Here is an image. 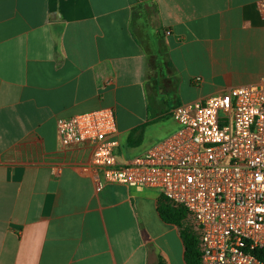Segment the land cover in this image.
<instances>
[{
    "label": "crops",
    "instance_id": "obj_1",
    "mask_svg": "<svg viewBox=\"0 0 264 264\" xmlns=\"http://www.w3.org/2000/svg\"><path fill=\"white\" fill-rule=\"evenodd\" d=\"M262 80L264 0H0V264H186L161 195L100 186L58 121L113 109L125 163L174 108Z\"/></svg>",
    "mask_w": 264,
    "mask_h": 264
},
{
    "label": "built area",
    "instance_id": "obj_2",
    "mask_svg": "<svg viewBox=\"0 0 264 264\" xmlns=\"http://www.w3.org/2000/svg\"><path fill=\"white\" fill-rule=\"evenodd\" d=\"M179 128L143 155L114 154L113 109L58 121L63 146L88 143L102 182L157 191L184 207L200 239L202 264H264V80L180 105Z\"/></svg>",
    "mask_w": 264,
    "mask_h": 264
},
{
    "label": "trees",
    "instance_id": "obj_3",
    "mask_svg": "<svg viewBox=\"0 0 264 264\" xmlns=\"http://www.w3.org/2000/svg\"><path fill=\"white\" fill-rule=\"evenodd\" d=\"M138 131H134V134ZM158 213L165 223L180 228L185 247L186 264H202L199 235L195 230L186 225V220L189 217L188 211L184 207L177 206L169 199L160 196L158 200ZM255 255L264 261V251H256ZM159 264L165 263L160 260Z\"/></svg>",
    "mask_w": 264,
    "mask_h": 264
},
{
    "label": "rangeland",
    "instance_id": "obj_4",
    "mask_svg": "<svg viewBox=\"0 0 264 264\" xmlns=\"http://www.w3.org/2000/svg\"><path fill=\"white\" fill-rule=\"evenodd\" d=\"M168 129V125H165L164 127H157L156 130H157V133L159 134H163L164 131H166ZM186 225H188L189 227H191L193 230H194V227H193V220L191 217H188V219L186 220Z\"/></svg>",
    "mask_w": 264,
    "mask_h": 264
}]
</instances>
